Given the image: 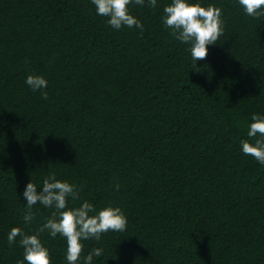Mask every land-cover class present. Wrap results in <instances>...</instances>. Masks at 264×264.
<instances>
[{
	"label": "trees",
	"instance_id": "1",
	"mask_svg": "<svg viewBox=\"0 0 264 264\" xmlns=\"http://www.w3.org/2000/svg\"><path fill=\"white\" fill-rule=\"evenodd\" d=\"M155 9L135 4L139 29L107 24L91 0H0V264L23 261L12 227L26 224L22 193L51 174L96 209L119 207L124 232L82 241L78 264H264V165L243 154L253 114L264 115V17L238 0H190L222 10L224 31L193 61ZM47 81V99L26 84ZM119 184V190L115 185ZM39 238L51 264L66 242ZM26 264V262H24Z\"/></svg>",
	"mask_w": 264,
	"mask_h": 264
},
{
	"label": "clouds",
	"instance_id": "2",
	"mask_svg": "<svg viewBox=\"0 0 264 264\" xmlns=\"http://www.w3.org/2000/svg\"><path fill=\"white\" fill-rule=\"evenodd\" d=\"M91 3L97 15L107 18L106 22L111 28L119 30L122 27H135L141 33L144 31L141 21L130 14L129 5L144 6L145 0H91ZM238 4L250 17H264V0H238ZM147 6L155 9L157 0H147ZM161 20L172 37L189 45L187 50L193 61L204 60L207 56L206 46L216 44L224 31L222 10L219 7L211 4L205 7L190 0H170L163 7ZM25 82L33 92L39 91L41 97L47 99L45 78L29 74ZM247 136L254 139V143L241 140L243 154L264 165V115L251 116ZM115 190H119V184L115 185ZM22 195L27 206L22 214L26 224L34 220L32 207L37 203L54 211L36 229V234H25L19 227L11 228L7 235L9 246L19 237V245L23 249V261H17V264H51L49 251L39 238L40 233L47 232L52 238L57 235L64 238L67 264H78L84 250L82 241H99L102 234L109 231L124 232L127 227V218L119 207L109 205L96 209L87 200L78 207H69L68 198L79 200L80 189L67 181L58 180L54 173L43 180L39 192L37 186L29 181ZM101 254L102 249L93 248L83 257V264H92L93 257H100Z\"/></svg>",
	"mask_w": 264,
	"mask_h": 264
}]
</instances>
